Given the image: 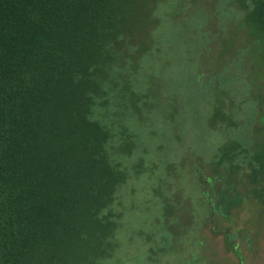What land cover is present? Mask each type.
<instances>
[{"label": "trees", "instance_id": "1", "mask_svg": "<svg viewBox=\"0 0 264 264\" xmlns=\"http://www.w3.org/2000/svg\"><path fill=\"white\" fill-rule=\"evenodd\" d=\"M239 3L252 43L264 46V0ZM132 4L0 0V264L116 263L123 195L143 180L163 209L162 254L203 210L199 242L205 227L223 234L243 263L233 241L248 243L252 230L242 211L264 217V90L251 101L246 136L224 139L204 162L175 160L161 172L136 130L153 113L157 79L142 80L153 51L131 42ZM222 104L229 109L231 100ZM218 108L210 129L237 132Z\"/></svg>", "mask_w": 264, "mask_h": 264}, {"label": "rangeland", "instance_id": "2", "mask_svg": "<svg viewBox=\"0 0 264 264\" xmlns=\"http://www.w3.org/2000/svg\"><path fill=\"white\" fill-rule=\"evenodd\" d=\"M239 1L133 0L131 42L140 53L153 51L145 60L147 71L142 80L157 79L152 89L156 95L148 103L153 113L148 118L143 115L145 121L136 130L149 150L151 163L161 167V172L175 160L182 162V167L191 166L197 158L204 162L224 139L247 135L253 120L251 101H258L264 90V46L252 43L237 7ZM156 24L159 27L151 37ZM198 69L203 80L212 76L209 84L199 80ZM230 72L233 76L227 77ZM226 97L231 100L229 109L222 104ZM173 107L176 114L169 118L167 110L173 111ZM213 107L220 108L218 113L225 121L240 125L237 132L233 128L210 129ZM155 176L159 177V171ZM150 187L148 180L131 183L123 195L125 215L114 264H193V259L199 260L194 264H240L223 234L205 227L201 230L204 243L199 242L197 225L204 226L203 210L198 213L196 226L182 230L185 239L177 241L172 254H162L163 245L169 246L162 242L166 234L165 226H161L163 209L150 202ZM133 189L137 190L135 196L131 195ZM242 215L249 218L246 231L252 230L248 243L233 241L239 244L242 264H264V217L259 219L245 211Z\"/></svg>", "mask_w": 264, "mask_h": 264}]
</instances>
